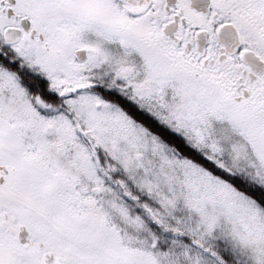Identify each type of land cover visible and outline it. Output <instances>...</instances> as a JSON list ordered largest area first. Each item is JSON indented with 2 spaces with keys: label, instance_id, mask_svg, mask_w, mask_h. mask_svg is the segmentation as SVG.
<instances>
[{
  "label": "snow or ice",
  "instance_id": "obj_1",
  "mask_svg": "<svg viewBox=\"0 0 264 264\" xmlns=\"http://www.w3.org/2000/svg\"><path fill=\"white\" fill-rule=\"evenodd\" d=\"M0 264H264V0H0Z\"/></svg>",
  "mask_w": 264,
  "mask_h": 264
}]
</instances>
